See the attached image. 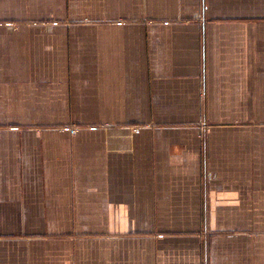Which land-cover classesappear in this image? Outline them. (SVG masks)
<instances>
[{
    "label": "crops",
    "instance_id": "1",
    "mask_svg": "<svg viewBox=\"0 0 264 264\" xmlns=\"http://www.w3.org/2000/svg\"><path fill=\"white\" fill-rule=\"evenodd\" d=\"M0 264H264V0H0Z\"/></svg>",
    "mask_w": 264,
    "mask_h": 264
}]
</instances>
